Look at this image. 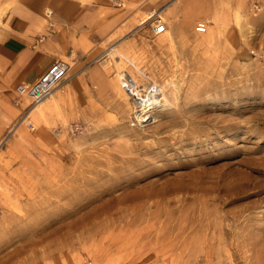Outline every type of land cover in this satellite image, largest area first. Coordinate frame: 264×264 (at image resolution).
<instances>
[{
    "label": "rangeland",
    "instance_id": "obj_1",
    "mask_svg": "<svg viewBox=\"0 0 264 264\" xmlns=\"http://www.w3.org/2000/svg\"><path fill=\"white\" fill-rule=\"evenodd\" d=\"M153 17L39 103L13 101L0 264H264L260 31L236 13L154 35Z\"/></svg>",
    "mask_w": 264,
    "mask_h": 264
},
{
    "label": "crops",
    "instance_id": "obj_2",
    "mask_svg": "<svg viewBox=\"0 0 264 264\" xmlns=\"http://www.w3.org/2000/svg\"><path fill=\"white\" fill-rule=\"evenodd\" d=\"M124 3L121 7H113L110 0H13L6 7L0 3L2 129L28 101L20 96L22 108L13 106L17 84L35 81L56 60L73 63L70 74L85 72L109 35L144 24L163 5L167 6L166 31L180 23H207L215 17L239 13L260 31L264 42V0H124ZM209 25L212 26L211 22Z\"/></svg>",
    "mask_w": 264,
    "mask_h": 264
},
{
    "label": "built area",
    "instance_id": "obj_3",
    "mask_svg": "<svg viewBox=\"0 0 264 264\" xmlns=\"http://www.w3.org/2000/svg\"><path fill=\"white\" fill-rule=\"evenodd\" d=\"M115 6H123L124 0H110ZM47 15H50V11H47ZM152 32L154 35H160L166 31V22L161 15L154 13L152 18ZM52 21L49 20V25H52ZM197 32L203 33L207 31V25L205 22H198L195 26ZM70 64L63 60H56L52 62L48 68L33 82L19 83L15 87L17 97L13 101L17 104L20 102V96L26 95L32 99L33 103H39L52 91L63 84L69 77ZM29 112L22 118V122L26 120V124L32 129L34 125L27 119ZM87 264H95L92 260H88Z\"/></svg>",
    "mask_w": 264,
    "mask_h": 264
},
{
    "label": "bare ground",
    "instance_id": "obj_4",
    "mask_svg": "<svg viewBox=\"0 0 264 264\" xmlns=\"http://www.w3.org/2000/svg\"><path fill=\"white\" fill-rule=\"evenodd\" d=\"M159 15H161V13H159ZM150 18V17H149ZM23 96H26V95H23ZM29 97V96H27ZM146 99V98H145ZM147 99L149 100V97H147ZM143 101H144V98L138 100V102H140V104H143ZM146 104V103H145ZM35 108V106L32 108L31 112L33 111V109ZM139 111V110H138ZM30 114V113H29ZM233 119V118H232ZM178 123V122H177ZM229 123V122H228ZM193 130V129H192Z\"/></svg>",
    "mask_w": 264,
    "mask_h": 264
}]
</instances>
